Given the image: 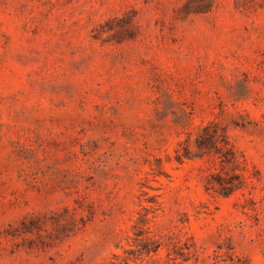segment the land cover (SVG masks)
<instances>
[{"label":"rangeland","instance_id":"rangeland-1","mask_svg":"<svg viewBox=\"0 0 264 264\" xmlns=\"http://www.w3.org/2000/svg\"><path fill=\"white\" fill-rule=\"evenodd\" d=\"M191 244L264 264V0H0V264Z\"/></svg>","mask_w":264,"mask_h":264},{"label":"trees","instance_id":"trees-1","mask_svg":"<svg viewBox=\"0 0 264 264\" xmlns=\"http://www.w3.org/2000/svg\"><path fill=\"white\" fill-rule=\"evenodd\" d=\"M186 247L187 250L176 251V254L173 257V259H175V262L177 261L179 255H182L183 262L181 263L184 264L185 262H188L191 258V255L194 254H197V258L196 261H194L192 264H222V261L226 260V258H224L223 252L219 250H217L214 254H206L205 256H202L197 244L187 245ZM169 256L171 257V253H169Z\"/></svg>","mask_w":264,"mask_h":264}]
</instances>
